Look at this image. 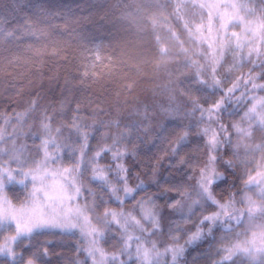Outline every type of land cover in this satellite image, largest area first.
<instances>
[{
  "label": "clouds",
  "instance_id": "1",
  "mask_svg": "<svg viewBox=\"0 0 264 264\" xmlns=\"http://www.w3.org/2000/svg\"><path fill=\"white\" fill-rule=\"evenodd\" d=\"M0 264H264V0H0Z\"/></svg>",
  "mask_w": 264,
  "mask_h": 264
}]
</instances>
